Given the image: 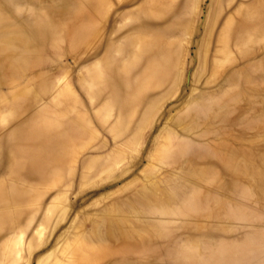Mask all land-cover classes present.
<instances>
[{
	"label": "rangeland",
	"instance_id": "1",
	"mask_svg": "<svg viewBox=\"0 0 264 264\" xmlns=\"http://www.w3.org/2000/svg\"><path fill=\"white\" fill-rule=\"evenodd\" d=\"M0 264H264V0H0Z\"/></svg>",
	"mask_w": 264,
	"mask_h": 264
}]
</instances>
